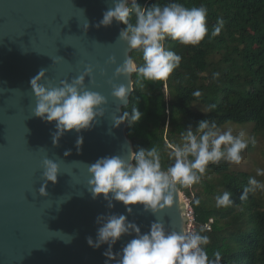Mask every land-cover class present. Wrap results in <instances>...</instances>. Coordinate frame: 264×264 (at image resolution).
<instances>
[{"label": "water", "instance_id": "1", "mask_svg": "<svg viewBox=\"0 0 264 264\" xmlns=\"http://www.w3.org/2000/svg\"><path fill=\"white\" fill-rule=\"evenodd\" d=\"M110 7L112 0H0V264H106L108 245L95 249L87 242L96 239L98 216L124 214L142 233L157 220L142 204L130 205L131 213L122 202L113 201L109 208L103 195L93 199L88 188V165L135 151L127 123L114 127L112 121L123 114L132 93L128 104L120 105L108 81L128 82L114 72L133 50L119 39L123 23L96 27ZM113 56L117 65L110 63ZM87 66L94 69L95 83L88 84L90 78L85 83L107 97L106 115L90 129L66 132L54 145L55 122L33 115L30 81L46 69V82L58 86ZM78 136H83L79 150ZM67 150L71 154L65 156ZM45 158L56 160L61 173L56 183L48 182V195L41 196ZM159 219L168 231H189V203L180 188L174 206ZM133 238L135 233L122 236L113 253Z\"/></svg>", "mask_w": 264, "mask_h": 264}, {"label": "clouds", "instance_id": "2", "mask_svg": "<svg viewBox=\"0 0 264 264\" xmlns=\"http://www.w3.org/2000/svg\"><path fill=\"white\" fill-rule=\"evenodd\" d=\"M83 13V10H81ZM208 8L206 5L186 6L180 2L155 4L145 8L137 0H112V7L104 12L102 20L96 27H108L113 22L126 25L121 29L119 39L126 42L128 50H139L141 63L127 55L124 61L115 68L114 77H124L128 82L115 83L112 86V97L120 105H127L129 95L133 92V74L136 75V85L143 89L145 81H166L182 61L181 55L166 48L165 41L171 39L188 46L199 45L209 36L207 26ZM225 21L218 18L211 31V37L218 36ZM89 22L84 25L87 32ZM110 63L117 65L116 57L110 58ZM47 70L42 69L31 81V89L36 98L33 115L46 122H55L53 144L58 145L60 138L72 130L78 133L90 129L98 118L106 115L108 99L103 94L93 91L89 83H95L94 69L87 66L83 73L61 80L54 85L46 82ZM104 75L107 73L104 72ZM219 73L213 77L218 78ZM86 78H90L88 84ZM199 98L202 93L197 90L192 93ZM215 105H209L203 112L211 111ZM142 118L138 108L131 112L124 111L122 115H113L114 127L122 123L135 124ZM181 140L174 146L166 145L170 165L162 164V154L157 146L140 148L137 151L128 150L127 155L102 157L88 165L90 178L88 188L93 199L103 195L108 201V207L113 208V201L122 202L126 211H133L130 205L142 204L146 212L157 216L148 233H142L135 222H130L124 214L100 215L97 223L96 239L87 238L89 246L98 249L107 244L104 255L108 261L116 264H221V253H214L211 259L205 250L210 238L203 235L204 228L198 231L183 230L168 231L159 219V213L170 209L176 203L179 188H190L201 181L209 165H218L221 161L239 165L243 153L249 144L255 145V136H248L244 131L234 133L232 127L222 128L215 120L205 119L198 122L195 131L188 127L180 133ZM83 145V136H78L77 149ZM71 154V150L64 155ZM256 176H264V169L256 168ZM61 173L60 164L53 159L43 161V183L38 189L41 196H47L48 182L56 183ZM256 176H250L247 186L243 189L240 199L246 200L249 193L264 191V182ZM228 191L216 197V206L229 207L234 202ZM199 205V199L195 200ZM135 233L120 253H113L112 246L124 235ZM106 261V264H108Z\"/></svg>", "mask_w": 264, "mask_h": 264}, {"label": "trees", "instance_id": "3", "mask_svg": "<svg viewBox=\"0 0 264 264\" xmlns=\"http://www.w3.org/2000/svg\"><path fill=\"white\" fill-rule=\"evenodd\" d=\"M169 2L206 5L209 36L196 46L166 40V48L181 55L180 66L166 81H145L143 89L133 74L134 90L123 107V112L138 108L142 113L139 122H126L135 151L157 146L164 166L172 163L166 145L179 143L180 133L189 126L195 131L201 120H215L219 126L253 122L255 130L264 131V0H137L145 8ZM218 18L225 21L224 27L211 37ZM131 56L142 62L139 50ZM197 90L202 93L199 98L192 95ZM195 105L215 108L203 112ZM250 176L247 170L221 161L209 165L199 183L180 188L194 209L192 231L204 228L202 234L210 238L205 250L211 259L219 251L221 264H264V206L253 193L240 199ZM225 191L234 203L218 208L216 197Z\"/></svg>", "mask_w": 264, "mask_h": 264}, {"label": "rangeland", "instance_id": "4", "mask_svg": "<svg viewBox=\"0 0 264 264\" xmlns=\"http://www.w3.org/2000/svg\"><path fill=\"white\" fill-rule=\"evenodd\" d=\"M166 93L168 94V89H166ZM195 108H201L203 110L207 107L195 105ZM229 126L234 129V133L244 131L248 136H255L256 144H249L248 148L242 154L244 157L242 163L239 165L235 164V166L247 170L252 176H256V168L264 169V131L255 130V124L253 122L244 124L230 122L221 127L226 128ZM256 178L264 182V176H256ZM254 199L264 206V191L257 190V192L254 193Z\"/></svg>", "mask_w": 264, "mask_h": 264}, {"label": "built area", "instance_id": "5", "mask_svg": "<svg viewBox=\"0 0 264 264\" xmlns=\"http://www.w3.org/2000/svg\"><path fill=\"white\" fill-rule=\"evenodd\" d=\"M188 203H189V215H190V224H189V231H192V227H193V221H194V209L193 207L191 206V203H190V199L188 197H186ZM213 222V219H211V221L206 225V228L207 229H211V223Z\"/></svg>", "mask_w": 264, "mask_h": 264}]
</instances>
